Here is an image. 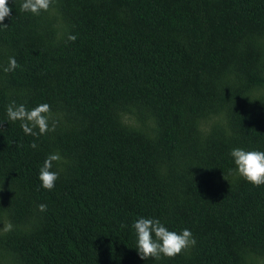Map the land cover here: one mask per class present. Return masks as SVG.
Instances as JSON below:
<instances>
[{"label": "trees", "instance_id": "1", "mask_svg": "<svg viewBox=\"0 0 264 264\" xmlns=\"http://www.w3.org/2000/svg\"><path fill=\"white\" fill-rule=\"evenodd\" d=\"M21 2L0 26V264H264V185L229 172L232 147L264 149V0ZM11 100L55 129L26 136ZM139 215L196 244L141 258Z\"/></svg>", "mask_w": 264, "mask_h": 264}, {"label": "clouds", "instance_id": "2", "mask_svg": "<svg viewBox=\"0 0 264 264\" xmlns=\"http://www.w3.org/2000/svg\"><path fill=\"white\" fill-rule=\"evenodd\" d=\"M52 0H22L20 10L39 15L50 8ZM11 17V5L8 0H0V26H6L4 18ZM69 40H75L74 34H69ZM19 67L15 56H9L8 62L2 67V71L12 72ZM50 105L47 102L38 103L33 107H26L24 103L11 100L5 105L7 121L19 122V126L26 136L39 137L53 131L56 121L50 119ZM37 148L35 140L30 145ZM231 163L230 173H235L254 186L264 185V149L232 147L229 151ZM63 160L58 151L49 152L40 164L38 179L40 187L51 190L55 187L59 171L56 166ZM40 211H45L47 205H38ZM135 237V249L138 255L147 259L149 257L159 260L161 256L172 257L182 250L196 244L191 229L185 227L179 231L170 229L165 222L157 216L139 215L129 225ZM13 224L8 222L3 225V231H11Z\"/></svg>", "mask_w": 264, "mask_h": 264}]
</instances>
